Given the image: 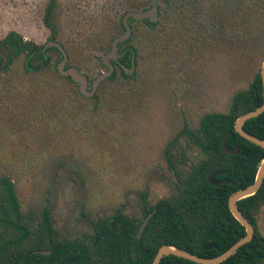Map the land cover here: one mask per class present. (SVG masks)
I'll return each mask as SVG.
<instances>
[{
  "label": "rangeland",
  "instance_id": "374dc122",
  "mask_svg": "<svg viewBox=\"0 0 264 264\" xmlns=\"http://www.w3.org/2000/svg\"><path fill=\"white\" fill-rule=\"evenodd\" d=\"M49 1L0 0V40L15 32L47 43ZM54 3L51 22L66 67H76L90 86L105 71L100 58L122 33L124 14L146 10L151 0ZM158 5L163 11L155 26L130 22L133 68L115 67V78L98 86L96 98L81 96L55 73V51L49 66L35 71L25 70L22 57L0 67V177L12 181L23 213L40 220L46 209L64 238L93 235L95 222L120 207L140 219L143 195L154 203L172 194L165 147L177 138L187 165L196 162L201 155L181 135L184 126L195 130L204 115L226 112L260 71L264 0ZM257 231L264 238V206Z\"/></svg>",
  "mask_w": 264,
  "mask_h": 264
},
{
  "label": "trees",
  "instance_id": "16d2710c",
  "mask_svg": "<svg viewBox=\"0 0 264 264\" xmlns=\"http://www.w3.org/2000/svg\"><path fill=\"white\" fill-rule=\"evenodd\" d=\"M54 5V0L48 2L43 23L51 31L48 41L58 42L51 22ZM162 11L158 5L154 20L129 21L153 27ZM120 25L123 32L122 22ZM131 37L118 45V58L113 64L119 69H132L135 64L136 48L130 45ZM50 51H55L62 60L58 49L48 48L44 51L43 45H36L10 32L0 40V67L5 69L20 57L26 71L44 64L46 59L48 63L44 67H47L50 64ZM54 71L58 75L57 70ZM115 74L114 71L106 80L114 79ZM59 77L77 86L69 76ZM92 98H96V95ZM230 100L226 112L204 115L197 129L184 126L181 135L194 144L201 155L196 162L187 165L189 159L185 155V147L178 143L177 138L165 147L164 159L173 175L172 194L151 206H148L146 195H143L141 200L145 208L140 219L127 215L120 207L109 219L95 222L93 235L89 237H62L53 228L46 209L41 213L40 220L33 213H23L12 181L0 177V264H151L162 245L176 247L202 258H215L228 250L245 235V229L233 219L227 207L228 199L235 191L254 182L258 167L264 160V149L234 131L237 118L264 102L259 73L247 89L236 92ZM243 129L255 138L264 140V112L246 121ZM228 131L231 135L226 147L231 150L238 148L235 155L221 150V140ZM179 162L183 166L179 167ZM215 171H223L217 179H227L233 183L217 187L210 185L207 178ZM237 206L242 216L254 227V236L219 264H262L264 238L257 231V216L264 206V179L259 190L238 201ZM151 213L141 237L137 239L141 223ZM206 244L215 247L204 250ZM43 251L50 253L41 254ZM160 264L196 263L167 255Z\"/></svg>",
  "mask_w": 264,
  "mask_h": 264
},
{
  "label": "water",
  "instance_id": "95a60500",
  "mask_svg": "<svg viewBox=\"0 0 264 264\" xmlns=\"http://www.w3.org/2000/svg\"><path fill=\"white\" fill-rule=\"evenodd\" d=\"M159 2L160 0H151L150 7L147 8L146 10L129 11L124 14L121 20L124 31L119 36L113 39L109 51L100 58L101 63L106 68V70L100 75H98L91 82L90 86H89L86 75L81 73L76 67H66L68 57H67L66 51L64 50V48L62 47L60 43L54 42V41H48L47 43L43 45V50L46 51L48 48L58 49L62 56V60L56 66V70L58 74L62 77L69 76L71 81L77 84L78 92L80 93L81 96L86 97V98H92L96 94L98 86L108 77H110L111 74L114 72L115 66L113 62L117 60L116 58H118V54H117L118 45L122 42L127 41L132 35V28L129 23V19H133L135 21L137 20L141 21L142 19L154 20L157 16ZM45 56H46V53H45ZM47 63H48V59L45 60L44 64L34 67L32 70L33 71L38 70L46 66ZM259 75H260V79L262 83L263 98H264V61L261 65ZM263 112H264V102L259 107L257 108L255 107L253 111L248 112L240 116L239 118H237L234 123L235 133L239 134L245 140L253 143L256 146H259L262 149H264V140L255 138L254 136L245 132L243 129V124L252 118H256ZM230 135H231V132L228 131L222 138L221 143H220L221 150L223 153L235 155L238 152V148L231 150L226 147V141ZM222 174H223V171L213 172L207 178L208 183L216 187L222 184H232L233 183V181H230L227 179L219 180V181L214 180V178ZM263 179H264V160L260 163L258 167L254 182L246 188L235 191L228 199L227 207L231 215L234 217L233 219L238 221L239 224L245 229V235L242 238H240L238 241H236L228 250H226L225 252H223L222 254H220L219 256L215 258H202L195 254H191L185 250H182L176 247L162 245L156 252L151 264H160L161 259L167 255H172L174 257L182 258V259L194 262L196 264H219L225 261L226 259H228L229 257H231L232 255H234L239 248H241L243 245L249 243L252 240L254 236V232H255L254 227L240 213L238 206H237V202L244 198L254 195V193H256L261 187L263 183ZM152 213L147 215V217H145V219L141 223L139 230L136 234L137 239L141 237L144 231V228L147 225L149 217L152 216ZM213 247L215 246L212 244H206L203 246V249L209 250L210 248H213ZM40 253L48 254L50 252L43 251Z\"/></svg>",
  "mask_w": 264,
  "mask_h": 264
},
{
  "label": "flooded vegetation",
  "instance_id": "af4514ba",
  "mask_svg": "<svg viewBox=\"0 0 264 264\" xmlns=\"http://www.w3.org/2000/svg\"><path fill=\"white\" fill-rule=\"evenodd\" d=\"M130 20V19H129ZM129 23H130V21H129ZM124 31V30H123ZM220 176V175H219ZM218 177V176H217ZM214 180H216V181H219V180H225V179H217V178H214ZM223 185V184H222ZM157 202V201H156ZM155 203V202H154ZM154 203H151V202H148L147 204H148V206L150 205H153ZM143 208H145V206L143 205V200H142V204H141V207H140V209H141V213H142V209Z\"/></svg>",
  "mask_w": 264,
  "mask_h": 264
}]
</instances>
